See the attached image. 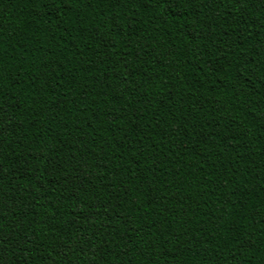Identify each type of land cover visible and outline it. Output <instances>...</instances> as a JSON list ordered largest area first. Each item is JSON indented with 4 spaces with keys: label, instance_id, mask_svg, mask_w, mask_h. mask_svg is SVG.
Segmentation results:
<instances>
[{
    "label": "trees",
    "instance_id": "trees-1",
    "mask_svg": "<svg viewBox=\"0 0 264 264\" xmlns=\"http://www.w3.org/2000/svg\"><path fill=\"white\" fill-rule=\"evenodd\" d=\"M0 264H264V0H0Z\"/></svg>",
    "mask_w": 264,
    "mask_h": 264
}]
</instances>
